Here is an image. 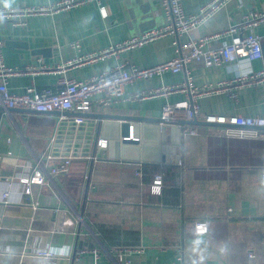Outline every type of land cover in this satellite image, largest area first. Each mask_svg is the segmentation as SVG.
I'll use <instances>...</instances> for the list:
<instances>
[{
    "label": "crops",
    "instance_id": "0c3cea01",
    "mask_svg": "<svg viewBox=\"0 0 264 264\" xmlns=\"http://www.w3.org/2000/svg\"><path fill=\"white\" fill-rule=\"evenodd\" d=\"M53 1L0 3L39 6ZM208 1L182 3L192 14ZM104 4L111 10L108 16L100 4L91 2L32 15L25 25L0 20L6 63L54 68L167 21L164 0H104ZM257 10H264V0H230L193 35L224 30ZM255 31L263 46L260 59L237 58L212 67L195 61L186 71H168L125 85L124 94L109 106L94 101L88 113L99 138L111 144L101 156L97 148L94 160L72 157L68 172L51 173L62 160L54 150L62 111L0 108V264H176L179 249L185 264H264V138L227 136L199 117L195 124L161 121L163 105L190 100L189 91L133 98L142 90L181 84L189 72L196 85L214 89L196 97L201 112L264 115V82H237L264 68V23ZM175 39L166 35L65 71L14 75L8 87L15 93L30 86L58 90L61 77L86 80L120 63L149 67L176 55ZM231 39L224 35L210 46ZM96 114L144 119H99ZM123 123L132 124L140 140L125 152L116 146ZM185 128L197 133H185ZM35 171H41L46 182L31 184L28 193L20 177H32ZM157 174L163 179L160 189L153 187ZM5 191L9 203L2 198ZM197 220L207 222V233H195ZM47 249L55 256L37 254Z\"/></svg>",
    "mask_w": 264,
    "mask_h": 264
},
{
    "label": "built area",
    "instance_id": "2783aa9c",
    "mask_svg": "<svg viewBox=\"0 0 264 264\" xmlns=\"http://www.w3.org/2000/svg\"><path fill=\"white\" fill-rule=\"evenodd\" d=\"M229 1L210 0L204 3L196 13L187 14L182 0H164L167 21L163 25L141 35L129 37L114 46L79 55L54 68L43 64L29 65L23 68L8 65L4 57V40L0 38V106L7 109L26 108L45 113L52 111H73L83 114L91 111L94 101L102 106H109L116 98L124 94V87L129 83L138 79H149L168 71L174 73L186 71L187 65L195 61H203L205 65L212 67L237 58H248L250 60L262 58L263 46L261 36L255 31V28L264 23V10L251 11L241 21L231 24L224 30L200 36L193 35V32L200 24L205 22ZM91 2L100 4L104 16L110 14L109 5L104 4V0H56L39 6H6L0 3V20L12 21L17 25H25L27 18L32 15L54 14ZM183 34L189 35L188 39L180 41L179 37ZM166 35L176 36V55L169 60L149 67H138L132 64L120 63L86 80L61 77L60 84L62 87L58 90L50 88L39 90L30 86L23 93H15L8 87V80L14 75L40 73L51 69L65 71L71 65L104 59L110 54H117L124 49L144 45ZM224 35H231V41L224 42L222 45L214 48L210 46L214 40ZM74 47H79V44L75 43ZM254 81L264 82V68L253 73L250 79H247V77L237 79V82L241 83L239 85ZM213 90L209 85H203L202 87L196 85L188 72L186 81L181 84H166L142 90L136 93L133 98L144 99L180 91H189L191 94L190 100H180L175 103L166 102L163 105L161 115L163 120L184 119L189 121L199 117L205 122L215 125L218 132L227 136L264 138V115L201 112L196 102V97L200 93H207ZM95 96L99 97L94 98ZM70 118L66 114L62 115V119ZM74 118L77 123L86 121V117L82 115H77ZM185 133L196 134L197 131L194 128L190 130H186L185 128ZM106 145L107 139H100L99 147H105ZM58 155L62 157V160L51 167V173L68 172L72 157L77 155H73L72 153L70 155H63L62 151H59ZM1 158H3L2 155H0ZM49 158H53V156L51 155ZM137 173L140 175L139 171ZM262 179L264 181V173ZM20 181L24 185L25 191L29 193L32 189L31 184L45 183L46 179L41 171H35L32 177L22 176L20 177ZM162 183V175L157 174L153 187L160 189ZM8 196L9 192L5 191L2 198L6 199ZM5 202L9 203V200L6 199ZM60 227L64 226L61 225ZM194 229L196 234H205L208 231V224L204 220H197L195 221ZM37 254L43 257L55 256V252L51 249L41 250ZM176 264H185L182 249L178 250Z\"/></svg>",
    "mask_w": 264,
    "mask_h": 264
},
{
    "label": "water",
    "instance_id": "95a60500",
    "mask_svg": "<svg viewBox=\"0 0 264 264\" xmlns=\"http://www.w3.org/2000/svg\"><path fill=\"white\" fill-rule=\"evenodd\" d=\"M0 108H3L0 106ZM16 108H11L10 110H15ZM31 110V109H29ZM70 112V111H69ZM69 112H63L66 113L71 117L70 119H62L57 135L55 138V154H58L59 151H62L63 155H70L71 153L73 155H79L82 154L83 156L91 157L93 160L96 157V150L97 148L100 149L101 152H98V156H101L102 151L104 148H107L106 146L111 144V141L107 139V145L105 147H99V135L97 133V124L90 118L92 116L89 115V113H77L74 112L77 115H82L86 117V121L77 123L75 121V116H70ZM45 113V112H43ZM95 117L99 119L103 118H114V119H121V120H139L144 119L142 117H133V116H126V115H108V114H96ZM163 122L168 123H189V124H195L198 121L193 119L191 121H184V120H163ZM207 123V122H206ZM209 124V123H208ZM121 130L122 134L120 138V141L116 142V146L120 147L121 150L125 152L130 145H137L140 143V140L138 137L134 136V126L130 123H123L121 124ZM173 148V147H168Z\"/></svg>",
    "mask_w": 264,
    "mask_h": 264
}]
</instances>
